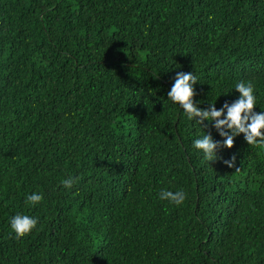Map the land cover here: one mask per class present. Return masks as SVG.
I'll list each match as a JSON object with an SVG mask.
<instances>
[{
    "label": "trees",
    "instance_id": "trees-1",
    "mask_svg": "<svg viewBox=\"0 0 264 264\" xmlns=\"http://www.w3.org/2000/svg\"><path fill=\"white\" fill-rule=\"evenodd\" d=\"M179 72L202 111L245 82L264 113V0H0V264H264V147L206 159Z\"/></svg>",
    "mask_w": 264,
    "mask_h": 264
},
{
    "label": "clouds",
    "instance_id": "clouds-1",
    "mask_svg": "<svg viewBox=\"0 0 264 264\" xmlns=\"http://www.w3.org/2000/svg\"><path fill=\"white\" fill-rule=\"evenodd\" d=\"M196 76L189 72H179L175 77V82L171 90L167 93L168 99L174 103H178L186 112L189 119L199 118L198 122L204 125V121H215V128L219 135L223 138L221 141H214L210 134H205L202 138L194 142V146L204 152L205 158L214 161L218 158L217 149L221 147L232 148L234 138L239 134H243L248 145H258L264 147V113L257 114L253 111L256 105V98L253 94L254 88L251 83L238 82L235 90L240 93V98L230 106L225 103L221 110L212 107L211 111L200 110L193 101L195 95L193 86L197 83ZM224 109H227L226 115ZM235 156L223 162L228 167L235 166ZM61 183L66 188H71L74 180L68 178L62 180ZM161 200H168L175 205H181L186 199L184 191H168L164 190L159 193ZM43 199L42 194L33 193L27 197V202L36 204ZM38 218L28 215L17 214L11 221V229L15 232L17 238L29 234L36 228Z\"/></svg>",
    "mask_w": 264,
    "mask_h": 264
}]
</instances>
